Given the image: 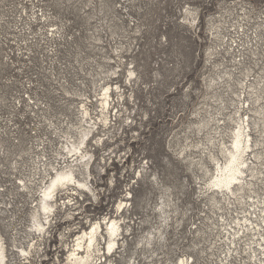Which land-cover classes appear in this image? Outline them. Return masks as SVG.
<instances>
[{
  "label": "rangeland",
  "instance_id": "rangeland-1",
  "mask_svg": "<svg viewBox=\"0 0 264 264\" xmlns=\"http://www.w3.org/2000/svg\"><path fill=\"white\" fill-rule=\"evenodd\" d=\"M240 99L264 131V0H0L7 264H65L78 233L111 219L123 239L97 264H255L247 255L223 263L222 218L241 217L247 205L206 192L210 155L223 161L220 142L230 145ZM89 123L96 198L74 183L59 188L34 252L41 189L67 164L83 179L86 161L66 146ZM258 151L264 161V142Z\"/></svg>",
  "mask_w": 264,
  "mask_h": 264
},
{
  "label": "bare ground",
  "instance_id": "bare-ground-1",
  "mask_svg": "<svg viewBox=\"0 0 264 264\" xmlns=\"http://www.w3.org/2000/svg\"><path fill=\"white\" fill-rule=\"evenodd\" d=\"M110 96V87L108 86L102 94L101 105L103 109L110 105ZM240 102V109L235 110L237 119L230 145L228 146L223 140L220 142V153L223 161L217 156L210 155V159L216 164V169L215 172L210 174L206 192L211 193L210 198L213 201H215L214 194H219L223 202L228 205L231 203L230 199L234 198L238 204L247 205L248 207L242 211L244 214L241 217L238 216L230 222L222 218L221 228L225 238L224 242L228 245L227 249L223 251V259L225 260L223 263H228L227 260L229 259L227 257L247 255L255 261V264H264V195L258 194V189L255 187L256 182L263 181L261 178L263 174L259 169L263 166L264 161H260L261 152L258 151V148L264 142L260 141L261 138H264V131L258 130V123L256 121L251 122L249 116L241 111L245 107L246 100L240 99ZM258 113L260 111H254V114ZM83 114L85 117L88 116L86 108H84ZM103 121H108L106 113L103 114ZM86 122L88 123V121ZM92 130L93 124L89 123L81 131V141L79 143L72 142L69 146H66L67 152H76L79 163L86 161L83 179L76 178L77 171L74 169V165L67 164L60 170H55L54 175L41 189L38 203L31 213L32 228L38 234L36 236L38 242L31 245L34 252L38 250L39 240L43 239L42 232L45 231L47 225H50L54 217L50 216L55 215L57 211V191L59 188L74 183L81 186L93 198H96L95 190L89 181L91 171L88 162L93 155L85 147L87 137ZM254 133H259L258 137L260 136V138L254 137ZM81 145L82 148H80ZM23 185L26 187L25 184ZM121 205L122 202L118 204V207L120 208ZM122 233V223L117 219H111L104 225L99 221L93 222L89 230H84L76 235L73 244L67 251L65 264H97V261L101 258L100 256H104L114 248H119L120 240L123 239V237L120 238ZM13 239L16 241L15 238ZM102 240L104 241L103 248L100 247ZM20 252L22 254L30 253L25 248H20ZM0 264H7V245L1 232ZM179 264H187V261L181 260Z\"/></svg>",
  "mask_w": 264,
  "mask_h": 264
}]
</instances>
